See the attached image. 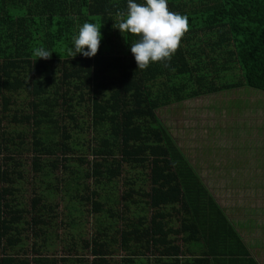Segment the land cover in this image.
I'll return each mask as SVG.
<instances>
[{
    "label": "trees",
    "instance_id": "16d2710c",
    "mask_svg": "<svg viewBox=\"0 0 264 264\" xmlns=\"http://www.w3.org/2000/svg\"><path fill=\"white\" fill-rule=\"evenodd\" d=\"M168 8L188 18V31L170 60L141 70L130 52L140 37L115 28L127 0H0V264H88L73 234L61 238L67 256L44 254L60 240L59 183L69 226L86 203L98 215L81 245L90 264L252 260L159 111L236 88L264 92V0H168ZM86 21L102 25L100 48L70 59ZM38 46L51 59L34 62ZM28 140L27 204L24 163L15 157ZM59 167L68 178L52 179ZM28 240L34 253L20 257ZM118 249L123 255L111 262Z\"/></svg>",
    "mask_w": 264,
    "mask_h": 264
},
{
    "label": "rangeland",
    "instance_id": "374dc122",
    "mask_svg": "<svg viewBox=\"0 0 264 264\" xmlns=\"http://www.w3.org/2000/svg\"><path fill=\"white\" fill-rule=\"evenodd\" d=\"M159 116L176 144L190 160L191 165L197 168L196 171L199 173L203 185L220 206L224 203H229L228 201H223L222 198L224 197L237 199L232 193L227 195V189L230 190V187L228 185L226 189V183L227 181L229 182V180L225 178L222 179L221 177L224 176V172L227 171V163L237 162L242 159L241 161L243 163L240 164L241 169H243L244 166H250V168L245 171L252 172L254 170L251 165L245 164L246 162H253L256 166L261 165L263 166L262 169H264V149H262L264 148V133H262L264 132V92L251 88L231 89L218 94L189 100L168 109H162L159 111ZM257 132L260 133L256 135ZM26 142L28 144L30 143L29 140ZM28 148L27 151L25 150L22 154H18L17 157H15L24 163V168L21 170L24 176V195L26 196L27 204L29 199L33 196V185L30 184L34 183V173L31 170L30 164L33 151L30 144ZM85 159L91 160L92 156L86 153ZM257 160L260 161V163ZM73 165H79L85 170L90 168L87 162H74ZM212 166H214V168H212ZM262 169L258 168L256 171L263 173L264 170ZM53 175L54 178L52 179L57 177L63 179L68 178V172L63 171L60 167ZM255 179L256 177L253 183ZM122 180L121 177L117 179V186L114 190L118 192L123 190L121 186ZM215 180L216 182L214 183ZM85 181L90 185V188L94 187L92 178L86 179ZM52 182L56 184L55 180ZM262 182L263 185H260V189L254 184L247 186H249V188H255V191L258 192L264 190L263 177H261V183ZM58 186L59 190L55 202L58 205L56 213L59 225L58 236L60 240L54 239L56 247L49 251H44V254L55 256L53 258L67 256V247L63 248L64 243L61 241V238L63 234L66 238L73 234L77 245L76 253H80L83 259L87 260V263L90 264L92 259L90 250L83 249L81 245L83 244V240H90L96 233L99 224L96 220L98 215L91 212L90 205L86 203L84 215L80 219H76V224L74 225L76 232H74V227L69 226L70 222H68L66 218L68 210L65 208V205L68 203L69 198L67 194H65V190H62V187H60V183ZM216 188H220L222 192H219ZM234 188H236L235 184ZM249 192L242 195L240 199L241 202H239L238 206L242 208L247 207L248 212L246 215L249 213L254 215L248 216L246 218L247 220L249 218L255 220L258 218V210H264V193L261 192L257 194L260 197L258 201L255 195L247 200ZM259 219L263 220L264 217L259 215ZM33 253L31 242L28 240L23 250L20 251V257L27 256L30 258ZM122 255V251L119 249L116 250L110 258L111 262H118ZM151 260L153 261L152 256L150 257V261Z\"/></svg>",
    "mask_w": 264,
    "mask_h": 264
},
{
    "label": "clouds",
    "instance_id": "9594fccd",
    "mask_svg": "<svg viewBox=\"0 0 264 264\" xmlns=\"http://www.w3.org/2000/svg\"><path fill=\"white\" fill-rule=\"evenodd\" d=\"M101 27L87 21L79 27L77 35L72 38V47L68 49L70 59L77 54L85 58L97 54L103 38ZM188 27L186 16L169 11L168 0H144L143 3L127 0V13L122 14L121 22L115 28L121 33L140 37L130 44V52L137 68L145 70L150 63L170 60ZM52 53L38 46L33 50L34 62L38 58L49 60Z\"/></svg>",
    "mask_w": 264,
    "mask_h": 264
},
{
    "label": "crops",
    "instance_id": "0c3cea01",
    "mask_svg": "<svg viewBox=\"0 0 264 264\" xmlns=\"http://www.w3.org/2000/svg\"><path fill=\"white\" fill-rule=\"evenodd\" d=\"M257 134L258 132L256 133V135ZM241 160L237 162L227 163L226 165L227 171L224 172V176H221L222 179L225 178L226 180H229V182L227 181L226 183V189L228 188V185L230 187V190L227 189L226 192L228 193L227 195H230L232 193L234 197L237 198L238 200L224 197L222 198L223 201H228L229 203L226 204L224 203L220 207L223 210L224 214L228 217V219L231 221L233 226L238 231L242 239V242L244 243V246L246 247V249L250 254V258L254 261L253 262L252 260L243 259L245 261L244 264H264V219L263 220L259 219V215H262L264 217V210H258V215H257L258 218H256L255 220H252L250 218L247 220L246 218L248 216H254V215H251L250 213L246 215V213L248 212L247 207L242 208L238 206L239 202H241L240 199L242 195L249 191L251 192H249L247 200L249 198H252L254 195L255 198H258V201L260 200V197L257 194L261 192L264 193V190H260L256 192L255 188H249V186L247 185L254 184L257 185L258 188L260 187V185H263V182L261 183V177L264 178V171L263 173H259L256 171V169L258 168L262 169L263 166L261 165L256 166V164H254L253 162H246L245 164L251 165L252 169L254 170L252 172L245 171L246 169H249L250 166H244V168L241 169L240 164L243 163ZM258 162L260 163V161ZM212 168H214V166H212ZM195 169L197 168L195 167ZM255 177L256 179L253 183ZM216 180L214 181V183L216 182ZM234 184L236 185V188H234ZM216 189H218L219 192H222L220 188H216ZM249 261H251V263H249Z\"/></svg>",
    "mask_w": 264,
    "mask_h": 264
}]
</instances>
